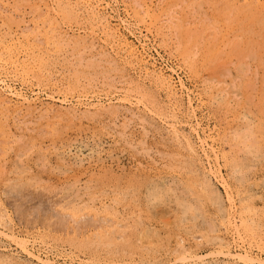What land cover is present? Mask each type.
Masks as SVG:
<instances>
[{
	"label": "rangeland",
	"instance_id": "obj_1",
	"mask_svg": "<svg viewBox=\"0 0 264 264\" xmlns=\"http://www.w3.org/2000/svg\"><path fill=\"white\" fill-rule=\"evenodd\" d=\"M88 1L90 3L89 6L83 2H77L76 0H0V56L2 55L0 59L6 60L9 53H16L20 61L23 60L29 64L27 74L21 75L17 71L14 72L11 68L2 67L1 63L4 60L0 61L1 76H3L12 87L15 86V89L25 93L31 98L30 103H23L21 100L18 101V99L12 97L8 92H1L2 99L8 100L9 105H4V103L0 105V114L3 112L0 115V214L2 213L1 215H3L2 218H0V230L27 240L34 254L40 255L43 258H49V260L53 258L51 261L56 262V264H168L169 262H171V264H181L178 260L179 257L182 256L180 254H185L188 257H198V254L199 256L204 255L202 256L205 259L203 262H200L199 259L193 262L194 258H189L185 264H213V262L214 264H243L236 261H228L224 256L216 255L218 250H222V248L218 246V244H220V238L224 245L223 250L230 249L234 252L247 248L253 256H257L261 259L264 258V228L262 227L264 226V183H261V180L264 182V29H262L264 27V14L262 17L260 16L261 18L258 15L264 12V0H253L255 1L253 2L254 9H250L247 5V2H252V0ZM244 1L247 4H245ZM92 7H94V11ZM255 7H258V9ZM228 8L230 12H226ZM5 9H7L6 11L8 12H6ZM237 9L239 11H237ZM37 10L39 12H37ZM249 11L253 15L254 13L257 14V16L254 15L257 18H250L252 15L250 16L251 13ZM242 12L246 13L243 14ZM248 12L250 17L248 16ZM95 13L99 14L98 16L100 18H103L102 22L94 15ZM212 14L215 16L214 18H217V16L218 18L220 17L223 23H219L220 18H217L218 20L215 21L216 19L213 18ZM233 15L234 17H232ZM149 17H152V19H149ZM248 18L249 20H247ZM1 20L3 21L2 23ZM229 20L231 21L230 23ZM121 21L126 23L122 24ZM47 25L49 27H47ZM26 26L29 28H26ZM107 30L115 36L112 34L107 35ZM239 32L241 35L243 34V37L240 36ZM32 34H34V36ZM208 35L211 36L209 37ZM220 35L223 37H220ZM225 35H227V37ZM237 35L239 37H236ZM79 37L82 38L81 43H83L75 45V43H73L74 39L81 40ZM94 37L96 39H94ZM12 38H14V41L12 40L14 44H11L12 41L10 40ZM224 38H228V40ZM118 39L121 40V42H119ZM90 41H92V44ZM93 43L96 46H93ZM208 45H210V49L207 48ZM129 46L134 49L132 56L128 54L131 52L125 51V49L128 50L127 47ZM110 47L113 48V51ZM206 48L209 50L208 54ZM213 49L215 51L217 50V52ZM112 52L116 53L114 54ZM202 52H204V56ZM41 54L44 57L41 56ZM100 57H102L103 61ZM64 59H66L67 62ZM201 60L203 63H201ZM127 63L129 66H127ZM37 64H39V66ZM71 66L76 67L74 69ZM216 66L218 67L216 68ZM219 66L223 68H221L222 72L219 70ZM213 71L215 72V76L213 75ZM216 73H219V75L216 76ZM221 73L222 75H220ZM157 74L167 79L170 88L167 87L168 84L161 83L157 79ZM76 76L79 77V79ZM82 77L83 79H81ZM179 83L184 84V87ZM93 93L94 95H92ZM187 94H189L190 98ZM50 95L52 97H50ZM90 96L92 99H90ZM64 98L68 100V103H65L66 105H64V103L62 104L60 100ZM98 100L106 102L103 106L100 105L97 108H93L94 106L89 105L91 104L90 102L94 103L98 102ZM135 100L141 102V104ZM107 101L111 103L106 104ZM79 102L80 104H78ZM32 104L33 107H31ZM48 108L50 109L49 111H47ZM105 108H108L110 111ZM8 111L11 112V114H9ZM149 111H151V114H149ZM99 112L101 113L99 114ZM114 113L115 115H113ZM182 113H184L183 117L180 115ZM171 114L175 117L171 116ZM185 114L186 116L188 115L187 118ZM244 114L247 117L246 120H248L249 116L248 123L247 121L245 122V120H243L244 123L241 121L242 116L243 118L245 117ZM172 117L175 119H172ZM194 120L197 121V123ZM237 123L239 124L237 125ZM242 123L247 124L243 126ZM249 123L254 125L252 126ZM248 124L250 127L252 126L251 128L253 130L248 128ZM239 125H242L241 128ZM10 126L11 129H9ZM194 127L195 129H193ZM245 127L248 129L246 128L247 130H243ZM233 129L237 131L239 136L243 135V140H241L242 137L239 139V136L233 135L234 133L236 134L234 131V133H232ZM241 129L243 132H247L243 134ZM249 130H251L252 133H250ZM180 134L184 138H182ZM248 134L250 135L249 137ZM198 135L200 136V140ZM216 137L217 139H215ZM237 137L238 140H236ZM177 138L180 139L177 141ZM203 138L205 144L201 141ZM251 138L254 140L252 139V141ZM187 139L194 148L195 153H193L195 155L191 154L192 152L190 150H186L189 149L188 147L184 148V146H188L186 145V143L188 144ZM248 140L251 141L248 142ZM240 141H242V143H240ZM199 142H201L202 145ZM246 143L249 145L250 149H248L249 151L247 150L248 152L245 151V146H247ZM209 144H211L210 147L207 146ZM243 144H245V146ZM250 146L251 148L254 146V149L252 148V151L254 150L253 153L251 152ZM29 147L31 148L29 149ZM201 147L202 149H200ZM203 147H206V150ZM210 148H212V150ZM61 150L63 153H60L62 152ZM65 150L67 152H65ZM255 152H257V154ZM198 155L200 156L199 158ZM60 158L64 161H60ZM15 159H17V161ZM79 159L82 161L79 162ZM89 160L91 162H87ZM75 161L78 162L76 163ZM237 161L238 163H236ZM256 162H258V164ZM202 163H204L205 167H203ZM248 164H250L251 167ZM236 166L239 169H237ZM209 168L217 170V173L219 172L224 177L228 187L226 186L225 188L223 185H220V180L218 178L214 179L215 177L208 171L210 170ZM230 168L234 169L230 170ZM63 169H66V171ZM187 172L188 174L190 172V175H188ZM227 173H229V175ZM237 177H239V179ZM257 177L259 180H257ZM261 177L262 179H260ZM204 179L205 182L203 181ZM10 180L12 181L11 183H9ZM147 180H149V182ZM105 181L107 182L106 184ZM127 181L128 184L126 183ZM243 181L245 182L243 183ZM177 182H179V185ZM200 182L204 184L201 183L200 185ZM206 182L209 183V187L211 185L214 189L211 187L205 188ZM67 183H69V185ZM131 183H133V186ZM142 183L144 184L142 185ZM193 184L199 189H195ZM138 186L144 189L141 190V187ZM71 187L73 188L71 189ZM156 187L159 189L156 190L158 198L153 199L151 198L152 196L150 197V193L152 189ZM125 190L127 192H125ZM181 190H183L185 195L183 192H180ZM93 191L96 192V194ZM173 192L176 195H174ZM210 193H212L213 196ZM167 195L170 199L167 198ZM229 195H232L231 199L232 201L235 200L234 202L238 209H241V207L247 209L244 210L245 216H247L249 220H253L256 224L252 225V232L254 235L248 232L249 235L245 236L242 241L232 233L233 231L227 227V223L223 220L224 216L227 214V210L228 212L232 210L230 209L231 200L228 199ZM145 196H148V201L152 203L148 202ZM176 196L178 201H172L176 199ZM203 196L206 199L203 198ZM210 196L212 197L210 198ZM244 199L247 201L244 202ZM188 200L189 203H187ZM191 201H193V203L190 204ZM174 203L177 205L175 206ZM153 204L155 206H153ZM193 204L199 205V208ZM74 205L75 207L83 209L80 211L81 213H87L88 211L92 216H85L83 219L81 217L79 218L80 220L77 219L79 223L74 218L72 220L69 215L75 211L73 209ZM94 206L96 209L93 208ZM170 206L171 209H169ZM191 207L192 209H190ZM251 207L254 209L256 208V212ZM1 208L4 209V213ZM111 208H113V210ZM185 208H189V212L186 214L181 213ZM200 208L203 211L199 210ZM107 209L109 212L106 211ZM56 210L59 214H57L58 212ZM174 211L175 213H173ZM80 212L77 214H81ZM117 216L119 217L117 218ZM195 216L196 218H194ZM60 219H63L64 224L60 225ZM88 219L90 220L88 221ZM120 219L122 221H120ZM102 220L103 222H101ZM187 220H189V222ZM211 221H213L212 224ZM177 222L178 224L181 223V225H178ZM144 223L146 224L145 226ZM98 225L101 227H97ZM140 226L144 227L141 228ZM168 227H170L171 230ZM147 231L150 235L147 234ZM66 232L68 234H66ZM128 232L130 237L127 236ZM99 233L100 235H98ZM134 233H136V235ZM232 234L234 235V239ZM120 235L123 237L121 238ZM100 236L103 238L100 239ZM108 236L113 237L111 240L112 242L108 240ZM214 236L215 238L217 236L219 238L215 241V239H212ZM142 238H144L146 242H144ZM0 239V264H41L34 258H29V256L23 253L9 237H5L4 240L2 239V235H0ZM140 239L144 243H142ZM213 240L217 243L214 244ZM230 244L232 245L230 246ZM3 246L6 249H4ZM157 248L159 249L158 251ZM188 251L191 252L188 253ZM195 252L196 255L194 254ZM210 253L212 254L210 255ZM8 256H11V258L9 257L8 259ZM206 256H208V262H205L207 261ZM2 260L6 261L3 262ZM173 260L174 263H172ZM197 260L199 261L197 262Z\"/></svg>",
	"mask_w": 264,
	"mask_h": 264
},
{
	"label": "bare ground",
	"instance_id": "obj_2",
	"mask_svg": "<svg viewBox=\"0 0 264 264\" xmlns=\"http://www.w3.org/2000/svg\"><path fill=\"white\" fill-rule=\"evenodd\" d=\"M60 1V0H59ZM68 1V0H67ZM77 2H83L84 4H88L87 6H89L90 5V3H89V1L88 0H76ZM99 1H101V0H99ZM98 1V2H99ZM204 1V0H203ZM230 1V0H229ZM231 1H233V0H231ZM241 1V0H240ZM248 1V0H247ZM262 1V0H261ZM9 2V1H8ZM91 2V1H90ZM105 2H106V0H105ZM109 2V1H108ZM112 2V1H111ZM253 2H255V1H253L252 0V2H247V3H245V1H244V3L245 4H247L248 5V7L250 8V9H254L253 7H254V3ZM3 3V2H2ZM102 3V2H101ZM229 3V2H228ZM233 3V2H232ZM35 4V3H34ZM33 4V5H34ZM49 4V3H48ZM51 4V3H50ZM74 4V3H73ZM93 4V3H92ZM98 4V3H97ZM106 4V3H105ZM145 4V3H144ZM231 4V3H230ZM240 4V3H239ZM2 5V4H1ZM39 5V4H38ZM46 5V4H45ZM99 5V4H98ZM103 5V4H102ZM140 5H141V3H140ZM193 5V4H192ZM220 5V4H219ZM75 6V5H74ZM73 6V7H74ZM95 6H96V4H95ZM142 6V5H141ZM261 6V5H260ZM13 7V6H12ZM45 7V6H44ZM47 7V6H46ZM45 7V8H46ZM53 7V6H52ZM78 7V6H77ZM240 7V6H239ZM48 8V7H47ZM72 8V7H71ZM79 8V7H78ZM227 8V7H226ZM256 9H258V7H255ZM259 8H262V7H259ZM1 9H2V7H1ZM15 9V8H14ZM33 9V8H32ZM38 9V8H37ZM139 9V8H138ZM239 9V8H238ZM237 9V11H239ZM256 9H255V11H256ZM263 9V8H262ZM7 9H5V11H6ZM9 10V9H8ZM41 10V9H40ZM45 10V9H44ZM68 10V9H67ZM92 10L94 11V7H92ZM96 10V9H95ZM145 10V9H144ZM216 10V9H215ZM232 10V9H231ZM244 10H245V8H244ZM261 10V9H260ZM2 11V10H1ZM12 11V10H11ZM36 11V10H35ZM42 11V10H41ZM40 11V12H41ZM46 11V10H45ZM54 11H55V9H54ZM108 11V10H107ZM134 11H136V10H134ZM248 11V10H247ZM263 11H264V9H263ZM6 12H8V11H6ZM37 12H39L38 10H37ZM117 12V11H116ZM226 12H230L229 11V8H228V11H226ZM225 12V13H226ZM250 12V11H249ZM249 12H248V16H249ZM258 12H260V11H258ZM262 12V11H261ZM16 13V12H15ZM45 13V12H44ZM47 13V12H46ZM48 13H49V11H48ZM56 13V12H55ZM136 13V12H135ZM149 13H151V12H149ZM240 13V12H239ZM238 13V14H239ZM243 13V12H242ZM244 13H246V12H244ZM243 13V14H244ZM251 13V12H250ZM21 14V13H20ZM71 14V13H70ZM109 14V13H108ZM152 14V13H151ZM214 14V13H213ZM213 14H212V16H213ZM222 14V13H221ZM227 14V13H226ZM264 14V12L263 13H261V15L260 14H258L259 15V17L261 16L262 17V15ZM4 15V14H3ZM39 15V14H38ZM57 15V14H56ZM93 15V14H92ZM96 17H98V19L102 22L103 20V18H100L98 15L99 14H97V13H95L94 14ZM120 15V14H119ZM138 15H139V12H138ZM189 15H191V14H189ZM232 15V14H231ZM242 15V14H241ZM252 15V16H251ZM254 15H256L257 16V14H255L254 13ZM252 13L250 14V18H257L256 16H254ZM71 16V15H70ZM150 16V15H149ZM157 16V15H156ZM217 16V15H216ZM220 16V15H219ZM229 16V15H228ZM245 16H247V15H245ZM254 16V17H253ZM147 17H148V14H147ZM215 16H213V18H214ZM223 17V16H222ZM231 17V16H230ZM232 17H234V15L232 16ZM238 17V16H237ZM258 17V18H259ZM260 17V18H261ZM37 18V17H36ZM40 18V17H39ZM41 18H42V16H41ZM47 18V17H46ZM72 18V17H71ZM94 18V17H93ZM112 18V17H111ZM152 19V17H149V19ZM212 18V19H213ZM217 18H218V16H217ZM217 18H214V19H216L215 21H217L218 19ZM235 18H236V16H235ZM96 19V18H95ZM107 19V18H106ZM122 19V18H121ZM155 19V18H154ZM239 19V18H238ZM254 19V20H255ZM35 20V19H34ZM92 20V19H91ZM224 20V19H223ZM226 20H227V18H226ZM247 20H249V18L247 19ZM43 21V20H42ZM74 21V20H73ZM138 21V20H137ZM151 21V20H150ZM214 21V20H213ZM3 21L1 20V23H2ZM38 22V21H37ZM37 22H36V24H37ZM50 22H52V21H50ZM161 22V21H160ZM181 22V21H180ZM194 22V21H193ZM208 22V21H207ZM231 21L229 20V23H230ZM249 22V21H248ZM247 22V23H248ZM250 22H252V21H250ZM46 23V22H45ZM121 23L123 24V23H126V22H122L121 21ZM174 23V22H173ZM186 23V22H185ZM188 23V22H187ZM219 23H223L222 22V20H221V18H220V22ZM254 23H255V21H254ZM260 23V22H259ZM30 24V23H29ZM39 24V23H38ZM150 24V23H149ZM175 24V23H174ZM192 24V23H191ZM215 24L217 25V23L215 22ZM251 24V23H250ZM249 24V25H250ZM49 25V24H48ZM47 25V27H49ZM51 25V24H50ZM111 25V24H110ZM151 25V24H150ZM171 25V24H170ZM245 25V24H244ZM261 25H262V21H261ZM42 26H44V25H42ZM70 26V25H69ZM210 26V25H209ZM240 26H242V25H240ZM245 26H247V25H245ZM264 26V25H263ZM46 27V26H45ZM46 27V28H47ZM106 28H108L107 26H105ZM123 27H124V25H123ZM166 27V26H165ZM208 27V26H207ZM228 27V26H227ZM237 27V26H236ZM249 27V26H248ZM248 27H247V29H248ZM26 28H29V27H27L26 26ZM41 28V27H40ZM70 28V27H69ZM119 28V27H118ZM131 28V27H130ZM148 28V27H147ZM173 28V27H172ZM206 28V27H205ZM217 28V27H216ZM228 28H230V27H228ZM262 28V27H261ZM38 29V28H37ZM52 29V28H51ZM78 29V28H77ZM82 29V28H81ZM149 29V28H148ZM207 29V28H206ZM244 29H246V28H244ZM262 29H264V27L262 28ZM30 30V29H29ZM41 30V29H40ZM53 30V29H52ZM209 30H211V29H209ZM226 30V29H225ZM236 30V29H235ZM99 31V30H98ZM109 30H107L106 32V34L107 35H109V34H112V33H109L108 32ZM192 31V30H191ZM212 31V30H211ZM219 31V30H218ZM227 31V30H226ZM239 31V30H238ZM251 31V30H250ZM264 31V30H263ZM23 32H24V30H23ZM84 32H85V30H84ZM89 32V31H88ZM95 32V31H94ZM112 32V31H111ZM213 32V31H212ZM215 32V31H214ZM224 32V31H223ZM222 32V33H223ZM53 33V32H52ZM197 33V32H196ZM221 33V34H222ZM249 33V32H248ZM29 34V33H28ZM56 34V33H55ZM92 34V33H91ZM202 34V33H201ZM215 34V33H214ZM224 34H226V33H224ZM227 34H228V32H227ZM237 34V33H236ZM239 34H240V36H242L241 35V33L239 32ZM252 34L254 35V33L252 32ZM25 35V34H24ZM33 36H34V34H32ZM36 35V34H35ZM38 35V34H37ZM112 35H114V34H112ZM212 35V34H211ZM210 35V36H211ZM252 35V36H253ZM98 36V35H97ZM115 36V35H114ZM195 36V35H194ZM209 36V35H208ZM209 36V37H210ZM216 36H217V34H216ZM222 35H220V37H221ZM226 37H227V35H225ZM249 36V35H248ZM251 36V37H252ZM29 37V36H28ZM31 37V36H30ZM35 37H37V36H35ZM48 37V36H47ZM72 37V36H71ZM101 37V36H100ZM99 37V38H100ZM110 37V36H109ZM213 37V36H212ZM223 37V36H222ZM229 37V36H228ZM234 37H235V34H234ZM236 37H239L238 35L236 36ZM243 37V36H242ZM81 40H77V39H74V42L73 43H75V45L76 44H80L81 43V41H82V38L81 37H79ZM87 38V37H86ZM115 38V37H114ZM136 38V37H135ZM92 39H93V37H92ZM94 39H96L95 37H94ZM124 39V38H123ZM222 39V38H221ZM221 39H219L220 41H223V40H221ZM225 39V38H224ZM239 39V38H238ZM245 39H246V37H245ZM248 39V38H247ZM254 39V38H253ZM14 41V38H12L10 41ZM218 40V41H219ZM225 40H228V38L227 39H225ZM240 40H242V39H240ZM11 42V44H14V42ZM34 41V40H33ZM39 41V40H38ZM43 41V40H42ZM67 41V40H66ZM98 41V40H97ZM103 41V40H102ZM118 41L119 42H121V40H119L118 39ZM128 41V40H127ZM139 41V40H138ZM197 41V40H196ZM230 41V40H229ZM243 41V40H242ZM68 42H69V40H68ZM91 42V44H92V41H90ZM99 42V41H98ZM125 42V41H124ZM193 42V41H192ZM224 42V41H223ZM227 42V41H226ZM226 42H225V44H226ZM244 42V41H243ZM43 43V42H42ZM72 43V44H73ZM83 43V42H82ZM81 43V44H82ZM214 43V42H213ZM218 43V42H217ZM217 43H216V45H217ZM219 43H222V42H219ZM22 44V43H21ZM37 44V43H36ZM142 44H144V43H142ZM206 44V43H205ZM40 45V44H39ZM38 45V46H39ZM121 45V44H120ZM126 45H128V44H126ZM137 45V44H136ZM190 45V44H189ZM37 46V45H36ZM42 46V45H41ZM65 46V45H64ZM93 46H96V45H94V43H93ZM103 46V45H102ZM206 46V45H205ZM204 46V47H205ZM210 45H208L207 46V48H209L210 49V47H209ZM225 46V45H224ZM223 46V47H224ZM18 47V46H17ZM22 47V46H21ZM66 47V46H65ZM204 47H203V49H204ZM215 47V46H214ZM213 47V48H214ZM218 47V46H217ZM216 47V48H217ZM26 48V47H25ZM31 48V47H30ZM55 48V47H54ZM67 48V47H66ZM95 48V47H94ZM110 48H112V47H110ZM128 48V50L127 49H125V51L126 52H131V53H128V54H130L131 56L133 55V52H134V49H132V47H127ZM139 48V47H138ZM142 48V47H141ZM206 48V49H207ZM219 48V47H218ZM217 48V49H218ZM226 48V47H225ZM252 48V47H251ZM27 49H29V48H27ZM39 49V48H38ZM96 49V48H95ZM143 49V48H142ZM246 49V48H245ZM105 50V49H104ZM139 50H141V49H139ZM193 50V49H192ZM208 50V49H207ZM214 50V49H213ZM17 51V50H16ZM32 51V50H31ZM99 51H100V49H99ZM103 51V50H102ZM112 51H113V48H112ZM195 51V50H194ZM215 51V50H214ZM1 52H3V51H1ZM215 52H217V50L215 51ZM60 53V52H59ZM100 53V52H99ZM102 53V52H101ZM105 53V52H104ZM103 53V54H104ZM112 53H116V52H112ZM201 53V52H200ZM203 53V56H204V52H202ZM209 53V50H208V52H207V54ZM211 53H212V51H211ZM191 54H193V53H191ZM213 54V53H212ZM211 54V55H212ZM226 54V53H225ZM21 55V54H20ZM66 55V54H65ZM64 55V56H65ZM81 55V54H80ZM194 55V54H193ZM222 55H223V53H222ZM250 55V54H249ZM2 56V55H1ZM1 56H0V58H1ZM41 56H43L42 54H41ZM52 56V55H51ZM57 56V55H56ZM106 56V55H105ZM201 57H203L202 55H200ZM251 56V55H250ZM44 57V56H43ZM110 57V56H109ZM126 57V56H125ZM188 57V56H187ZM190 57V56H189ZM208 57V56H207ZM209 57H211V56H209ZM218 57H220V56H218ZM60 58V57H59ZM64 58V57H63ZM92 58V57H91ZM101 59H102V57H100ZM103 58H104V56H103ZM119 58V57H118ZM31 59V58H30ZM43 59V58H42ZM107 59H108V57H107ZM213 59V58H212ZM214 59H216V58H214ZM4 60V59H3ZM3 60H1L0 59V61H3ZM60 60V59H59ZM65 61H66V59H64ZM63 60V61H64ZM153 60H155V59H153ZM81 61V60H80ZM96 61V60H95ZM102 61H103V59H102ZM105 61V60H104ZM214 61V60H213ZM221 61V60H220ZM62 62V61H61ZM67 62V61H66ZM77 62V61H76ZM64 63V62H63ZM69 63V62H68ZM73 63V62H72ZM116 63V62H115ZM144 63V62H143ZM151 63V62H150ZM201 63H203L202 62V60H201ZM244 63V62H243ZM53 64V63H52ZM55 64V63H54ZM36 65V64H35ZM38 66H39V64H37ZM91 65V64H90ZM243 65V64H242ZM1 66L2 67H5V68H11V69H13L14 70V72L15 71H17L18 73H20L21 75H26L27 74V71H28V69H29V64L28 63H26V61H20V58H19V56L15 53V54H13V53H9V56H8V58L6 59V60H4L2 63H1ZM42 66V65H41ZM79 66H80V64H79ZM127 66H129L128 65V63H127ZM152 66V65H151ZM245 66V65H244ZM28 67V68H27ZM71 67H73V66H71ZM76 67V66H75ZM75 67H73L74 69H75ZM218 66H216V68H217ZM243 67V66H242ZM39 68V67H38ZM64 68V67H63ZM211 68V67H210ZM222 67H220L219 66V70L221 71L222 69H221ZM247 68V67H246ZM43 69V68H42ZM66 69V68H65ZM196 69H198V68H196ZM207 69V68H206ZM209 69V68H208ZM52 70V69H51ZM50 70V71H51ZM53 70H54V68H53ZM63 70V69H62ZM78 70V69H77ZM190 70V69H189ZM216 70V69H215ZM45 71V70H44ZM57 71V70H56ZM59 71V70H58ZM76 71V70H75ZM85 71V70H84ZM132 71V70H131ZM140 71V70H139ZM242 71V70H241ZM42 72V71H41ZM154 72V71H153ZM195 72L197 73V71L195 70ZM194 72V73H195ZM212 72V71H211ZM217 72V71H216ZM222 72V71H221ZM238 72V71H237ZM248 72V71H247ZM58 73V72H57ZM56 73V74H57ZM63 73V72H62ZM175 73V72H174ZM193 73V72H192ZM195 73V74H196ZM215 72L213 71V75L215 76V74H214ZM43 74V73H42ZM194 74V75H195ZM217 74V73H216ZM241 74V73H240ZM49 75V74H48ZM52 75V74H51ZM54 75H55V73H54ZM197 75V74H196ZM195 75V76H196ZM219 75V73L216 75V76H218ZM220 75H222V73L220 74ZM61 76V75H60ZM149 76V75H148ZM157 76V79L161 82V83H166V84H168V88H170L169 87V82L167 81V79L166 78H164L162 75H160V74H157L156 75ZM53 77V76H52ZM77 77V76H76ZM219 77H221V76H219ZM24 78H25V76H24ZM42 78V77H41ZM51 78V77H50ZM78 79H79V77H77ZM140 78V77H139ZM212 78V77H211ZM217 78V77H216ZM239 78V77H238ZM241 78V77H240ZM81 79H83V77L81 78ZM91 79H92V77H91ZM218 79V78H217ZM46 80V79H45ZM49 80V79H48ZM51 80V79H50ZM77 80V79H76ZM87 80V79H86ZM94 80V79H93ZM59 81V80H58ZM172 81V80H171ZM219 81H221V80H219ZM52 82V81H51ZM71 82V81H70ZM89 82H91V81H89ZM159 82V83H160ZM246 82V81H245ZM49 83V82H48ZM62 83V82H61ZM79 83V82H78ZM150 83V82H149ZM110 84V83H109ZM113 84V83H112ZM179 84H182V83H179ZM38 85V84H37ZM184 84H182V87H184L183 86ZM205 85V84H204ZM53 86H55V85H53ZM74 86V85H73ZM117 86V85H116ZM150 86V85H149ZM181 86V85H180ZM15 86H11L6 80H5V78L3 77V76H1V72H0V105H3V103H4V105H7L8 103H9V101L8 100H6V99H2V91L3 92H8L12 97H14V98H16V99H18V101L19 100H21V102H23V103H30V101H31V98H29L25 93H23V92H20L19 90H17V89H15L14 88ZM52 87V86H51ZM68 87V86H67ZM75 87H76V84H75ZM98 87V86H97ZM66 88V87H65ZM86 88V87H85ZM164 88V87H163ZM181 88V87H180ZM67 89V88H66ZM160 89V88H159ZM210 89V88H209ZM54 90V89H53ZM68 90V89H67ZM85 90H87V89H85ZM84 90V91H85ZM91 90V89H90ZM98 90V89H97ZM164 90V89H163ZM162 91V90H161ZM226 91V90H225ZM33 92H35V91H33ZM38 92V91H37ZM83 92V91H82ZM188 92V91H187ZM217 92H218V90H217ZM36 93V92H35ZM71 93H72V91H71ZM189 93V92H188ZM8 94V95H9ZM33 94V93H32ZM85 94V93H84ZM88 94V93H87ZM90 94V93H89ZM117 94V93H116ZM7 95V96H8ZM34 95V94H33ZM40 95V94H39ZM92 95H94V93L92 94ZM91 95V96H92ZM113 95V94H112ZM188 95V97H189V94H187ZM220 95V94H219ZM223 95V94H222ZM10 96V97H11ZM77 96V95H76ZM90 96V99H92V97ZM97 96V95H96ZM43 97V96H42ZM50 97H52L51 95H50ZM58 97V96H57ZM56 97V98H57ZM101 97V96H100ZM170 97V96H169ZM174 97V96H173ZM222 97V96H221ZM263 97H264V95H263ZM79 98V97H78ZM80 98H82V97H80ZM133 98V97H132ZM166 98V97H165ZM190 98V97H189ZM9 99V98H8ZM12 99V98H11ZM35 99V98H34ZM76 99V98H75ZM89 99V100H90ZM101 99V98H100ZM108 99H109V97H108ZM134 99V98H133ZM138 99V98H137ZM188 99V98H187ZM57 100V99H56ZM61 100V102H62V104L64 103V105H66L65 103H68V100L67 99H60ZM87 100V99H86ZM119 100V99H118ZM10 101H12V100H10ZM14 101H16V100H14ZM35 101V100H34ZM37 101V100H36ZM52 101V100H51ZM70 101H71V99H70ZM80 101V100H79ZM92 101V100H91ZM101 101H103V100H98V102H94V103H92V102H90L91 104H89L90 106H94L93 108H97V107H99L100 105H102L103 106V104H105V102H101ZM116 101H117V99H116ZM130 101V100H129ZM136 101V100H135ZM141 101V100H140ZM220 101H221V98H220ZM38 102V101H37ZM76 102V101H75ZM127 102V101H126ZM132 102V101H131ZM136 102H139V101H136ZM190 102V101H189ZM189 102H188V105H189ZM226 102V101H225ZM36 103V102H35ZM57 103V102H56ZM111 102L110 101H107V103L106 104H110ZM140 104H141V102H139ZM192 103V102H191ZM214 103V102H213ZM222 103V102H221ZM228 103V102H227ZM37 104V103H36ZM78 104H80V102L78 103ZM87 104H88V101H87ZM129 104V103H128ZM136 104V103H135ZM171 104V103H170ZM169 104V105H170ZM173 104V103H172ZM211 104H212V102H211ZM9 105V104H8ZM22 105V104H21ZM30 105V104H29ZM52 105V104H51ZM60 105V104H59ZM215 105V104H214ZM62 106V105H61ZM80 106V105H79ZM172 106V105H171ZM5 107H8V106H5ZM11 107V106H10ZM29 107V106H28ZM31 107H33V104L31 105ZM67 107V106H66ZM73 107H76V106H73ZM174 107V106H173ZM41 108V107H40ZM40 108H38V109H40ZM146 108V107H145ZM172 108V107H171ZM177 108V107H176ZM191 108H192V106H191ZM230 108V107H229ZM4 109V108H3ZM76 109H78V108H76ZM100 109V108H99ZM106 109V108H105ZM108 109V108H107ZM106 109V110H107ZM180 109V108H179ZM193 109V108H192ZM191 109V110H192ZM5 110V109H4ZM7 110V109H6ZM50 109L48 108L47 109V111H49ZM86 110V109H85ZM95 110V109H94ZM101 110V109H100ZM109 110V109H108ZM17 111H18V109H17ZM43 111V110H42ZM46 111V112H47ZM57 111V110H56ZM63 111V110H62ZM110 111V110H109ZM176 111H177V109H176ZM246 111V110H245ZM9 112V111H8ZM83 112V111H82ZM101 112H102V110H101ZM101 112H99V114L101 113ZM150 113L149 114H151V111H149ZM179 112V111H178ZM192 112H193V110H192ZM241 112V111H240ZM3 113V112H2ZM1 113V114H2ZM18 113V112H17ZM23 113V112H22ZM86 113V112H85ZM181 113V112H180ZM238 113V112H237ZM0 114V115H1ZM6 114V113H5ZM9 114H11V112H9ZM13 114V113H12ZM25 114H26V112H25ZM30 114V113H29ZM40 114V113H39ZM64 114H65V112H64ZM67 114V113H66ZM87 114V113H86ZM167 114H169V113H167ZM183 114L184 113H182V114H180V115H182V117H183ZM187 114V113H186ZM186 114H185V116H186ZM190 114H192V113H190ZM189 114V115H190ZM242 114H243V111H242ZM247 114V113H246ZM17 115V114H16ZM43 115H44V113H43ZM60 115V114H59ZM73 115V114H72ZM113 115H115V113L113 114ZM133 115V114H132ZM155 115V114H154ZM4 116V115H3ZM14 116V115H13ZM20 116V115H19ZM93 116H95V115H93ZM96 116L98 117V115L96 114ZM116 116H117V114H116ZM171 116H173L172 114H171ZM188 116V115H187ZM187 116H186V118H187ZM193 116V115H192ZM241 116V115H240ZM244 116H245V114H244ZM165 117V116H164ZM168 117H169V115H168ZM173 117H175V116H173ZM172 117V119H175V118H173ZM10 118V117H9ZM43 118V117H42ZM46 118V117H45ZM167 118V117H166ZM170 118V117H169ZM194 118H196V117H194ZM245 118V119H244ZM243 118V116H242V120L241 121H243V120H245V122L247 121V123H248V120H249V116H248V120H246V116ZM16 119V118H15ZM23 119V118H22ZM41 119V118H40ZM73 119V118H72ZM168 119V118H167ZM171 119V120H172ZM179 119V118H178ZM252 119V118H251ZM1 120H2V118H1ZM166 120V119H165ZM234 120V119H233ZM238 120V119H237ZM5 121V120H4ZM21 121V120H20ZM95 121V120H94ZM168 121V120H167ZM187 121V120H186ZM195 121V120H194ZM26 122H28V121H26ZM191 122V121H190ZM196 123H197V121H195ZM249 122H251V121H249ZM261 122V121H260ZM69 123V122H68ZM99 123V122H98ZM178 123V122H177ZM176 123V124H177ZM187 123V122H186ZM185 123V124H186ZM189 123V122H188ZM243 123H244V121H243ZM242 123V124H243ZM247 123H245V124H247ZM100 124V123H99ZM179 124V123H178ZM181 124H184V123H181ZM192 124V123H191ZM239 123H237V125H238ZM245 124H243V126L245 125ZM250 124V123H249ZM248 124V125H249ZM254 124H255V122H254ZM253 124V125H254ZM79 125H81V124H79ZM173 125H174V123H173ZM198 125V124H197ZM215 125V124H214ZM247 125V126H248ZM250 125H252V123L250 124ZM250 125H249V129L253 126H251L250 127ZM262 125V124H261ZM9 126V125H8ZM47 126V125H46ZM176 126V125H175ZM189 126V125H188ZM193 126V125H192ZM240 126V128H241V126L242 125H239ZM255 126H256V124H255ZM263 126V125H262ZM66 127H68V126H66ZM190 127V126H189ZM234 127H237V126H234ZM257 127V126H256ZM264 127V126H263ZM172 128H173V126H172ZM175 128V127H174ZM192 128V127H191ZM199 128V127H198ZM240 128H239V130H240ZM247 127H245V128H243V130H247L246 129ZM259 128V127H258ZM9 129H11V126H10V128ZM193 129H195V127L193 128ZM235 129V128H234ZM232 130V133H234V132H236V134L234 133L233 135L234 136H239L238 135V133H237V131L236 130ZM238 129V128H237ZM252 129V128H251ZM64 130V129H63ZM219 130V129H218ZM253 130V129H252ZM257 130V129H256ZM9 131V130H8ZM192 131V130H191ZM195 131V130H194ZM234 131V132H233ZM241 131H242V129H241ZM250 131V133H252L251 132V130H249ZM255 131V130H254ZM258 131V130H257ZM175 132H177V131H175ZM227 132V131H226ZM230 132V131H229ZM243 132V131H242ZM244 132H247V131H244ZM244 132H243V134H244ZM260 132V131H259ZM258 132V133H259ZM0 133H1V131H0ZM193 133V132H192ZM219 133V132H218ZM231 133V134H232ZM12 134H13V131H12ZM43 134V133H42ZM175 134V133H174ZM202 134V133H201ZM217 134V133H216ZM246 134V133H245ZM52 135V134H51ZM190 135V134H189ZM213 135V134H212ZM241 135V134H240ZM257 135H259V134H257ZM256 135V136H257ZM22 136V135H21ZM178 136V135H177ZM180 136H181V134H180ZM197 136V135H196ZM199 136V135H198ZM228 136V135H227ZM243 135H241V136H239V139L242 137ZM250 135L248 134V137H249ZM252 136V135H251ZM260 136V135H259ZM23 137H24V135H23ZM182 137V136H181ZM213 137V136H212ZM222 137V136H221ZM231 137V136H230ZM245 137V136H244ZM174 138V137H173ZM182 138H184V137H182ZM198 138V137H197ZM246 138V137H245ZM20 139V138H19ZM178 139H180V138H177V141H178ZM186 139V138H185ZM215 139H217V137L215 138ZM232 139H233V137H232ZM249 139V138H248ZM253 138H251V140H252ZM18 140V139H17ZM199 140H200V136H199ZM223 140V139H222ZM236 140H238V137H237V139ZM235 140V141H236ZM241 140H243V137H242V139ZM245 140V139H244ZM247 140V139H246ZM251 140H248V142L249 141H251ZM254 140V139H253ZM252 140V141H253ZM34 141V140H33ZM187 141H188V144L186 143V145H188V146H184V148L185 147H188L189 149H186V150H190L192 153L191 154H194L195 152H194V148L192 147V145H191V143H190V141L187 139ZM202 141V143L203 144H205L204 143V138L201 140ZM5 142V141H4ZM140 142V141H139ZM213 142V141H212ZM247 142V143H248ZM255 142V141H254ZM5 143H7V142H5ZM83 143V142H82ZM176 143V142H175ZM181 143V142H180ZM179 143V144H180ZM200 144H201V142H199ZM237 143V142H236ZM240 143H242V141H240ZM239 143V144H240ZM247 143H246V145H247ZM13 144V143H12ZM28 144V143H27ZM32 144V143H31ZM72 144V143H71ZM80 144V143H79ZM131 144V143H130ZM141 144V143H140ZM208 144V143H207ZM213 144V143H212ZM232 144V143H231ZM250 144H252V143H250ZM1 145V144H0ZM33 145V144H32ZM69 145V144H68ZM82 145V144H81ZM89 145V144H88ZM132 145V144H131ZM202 145V144H201ZM210 145L211 144H209V145H207V146H209L210 147ZM244 146H245V144H243ZM242 145V146H243ZM253 145H254V143H253ZM255 145H257V144H255ZM9 146L11 147V145L9 144ZM67 146V145H66ZM85 146V145H84ZM99 146V145H98ZM198 146H199V144H198ZM7 147V146H6ZM86 147V146H85ZM132 147V146H131ZM254 147V146H253ZM252 147V148H253ZM7 148H9V147H7ZM12 148V147H11ZM10 148V149H11ZM31 147H29V149H30ZM60 148H62V147H60ZM64 148V147H63ZM72 148V147H71ZM70 148V149H71ZM104 148V147H103ZM204 148V147H203ZM206 148V147H205ZM204 148V149H205ZM240 148V147H239ZM242 148V147H241ZM250 148H251V146H250ZM252 148H251V152L253 153V151H252ZM33 149V148H32ZM99 149V148H98ZM200 149H202V147L200 148ZM199 149V150H200ZM211 150H212V148H210ZM244 149V148H243ZM245 151H247L248 149H249V145H247V146H245ZM254 149V148H253ZM9 150V149H8ZM7 150V151H8ZM27 150H28V148H27ZM56 150H57V148H56ZM149 150V149H148ZM206 150V149H205ZM250 150V149H249ZM248 150V151H249ZM62 151V150H61ZM210 151V150H209ZM234 151V150H233ZM241 151V150H240ZM247 151V152H248ZM262 151V150H261ZM21 152V151H20ZM29 152V151H28ZM27 152V153H28ZM65 152H67L66 150H65ZM69 152V151H68ZM72 152V151H71ZM95 152V151H94ZM109 152V151H108ZM111 152V151H110ZM194 152V153H193ZM214 152H215V150H214ZM218 152V151H217ZM242 152V151H241ZM60 153H63V151L62 152H60ZM73 153V152H72ZM76 153V152H75ZM84 153V152H83ZM100 153V152H99ZM256 154H257V152H255ZM254 153V154H255ZM9 154V153H8ZM8 154H5V155H8ZM18 154H19V152H18ZM23 154V153H22ZM25 154V153H24ZM59 154V153H58ZM69 154V153H68ZM161 154V153H160ZM163 154V153H162ZM223 154V153H222ZM20 155V154H19ZM83 155V154H82ZM116 155V154H115ZM195 155V154H194ZM197 155V154H196ZM205 155V154H204ZM203 155V156H204ZM217 155V154H216ZM224 155V154H223ZM21 156V155H20ZM64 156V155H63ZM85 156V155H84ZM92 156V155H91ZM192 156V155H191ZM190 156V157H191ZM213 156H214V154H213ZM255 156V155H254ZM257 156V155H256ZM18 157V156H17ZM23 157V156H22ZM73 157H74V155H73ZM103 157V156H102ZM200 156L198 155V158H199ZM226 157H227V155H226ZM257 157H259V156H257ZM263 157V156H262ZM20 158V157H19ZM68 158V157H67ZM86 158V157H85ZM93 158V157H92ZM105 158V157H104ZM112 158H113V156H112ZM192 158V157H191ZM206 158H209V157H206ZM217 158V157H216ZM74 159V158H73ZM100 159V158H99ZM108 159V158H107ZM188 159H189V156H188ZM187 159V160H188ZM194 159H196V158H194ZM245 159V158H244ZM249 159V158H248ZM260 159V158H259ZM263 159H264V157H263ZM13 160V159H12ZM16 161H17V159H15ZM67 160H69V159H67ZM71 160V159H70ZM92 160V159H91ZM101 160V159H100ZM153 160V159H152ZM192 160V159H191ZM199 160V159H198ZM215 160V159H214ZM247 160V159H246ZM60 161H64V160H62V158H60ZM79 162L80 161H82V160H78ZM77 161V162H78ZM86 161V160H85ZM99 161V160H98ZM102 161V160H101ZM189 161V160H188ZM239 161H241V160H239ZM245 161V160H244ZM248 161V160H247ZM70 162V161H69ZM76 162V161H75ZM74 162V163H75ZM76 162V163H77ZM87 162H91L90 160L89 161H87ZM108 162V161H107ZM195 162V161H194ZM209 162V161H208ZM208 162H207V164H208ZM235 162V161H234ZM261 162V161H260ZM264 162V161H263ZM68 163V162H67ZM82 163V162H81ZM81 163H79V164H81ZM83 163H84V161H83ZM112 163V162H111ZM198 163V162H197ZM236 163H238V161L236 162ZM243 163V162H242ZM249 163V162H248ZM257 164H258V162H256ZM44 164V163H43ZM57 164H58V162H57ZM70 164V163H69ZM73 164V163H72ZM190 164V163H189ZM203 164V167H205V165H204V163H202ZM211 164V163H210ZM216 164H218V163H216ZM221 164V163H220ZM231 164V163H230ZM229 164V165H230ZM234 164V163H233ZM260 164V163H259ZM1 165V164H0ZM19 165V164H18ZM71 165V164H70ZM95 165H96V163H95ZM110 165V164H109ZM212 165V164H211ZM243 165L245 166V164L243 163ZM250 167H251V165L250 164H248ZM253 165V164H252ZM60 166V165H59ZM79 166V165H78ZM103 166V165H102ZM201 166V165H200ZM210 166V165H209ZM219 166V165H218ZM231 166V165H230ZM233 166V165H232ZM240 166H241V164H240ZM61 167V166H60ZM94 167V166H93ZM98 167V166H97ZM104 167V166H103ZM171 167V166H170ZM207 167V166H206ZM212 167V166H211ZM234 167V166H233ZM237 167V166H236ZM236 167H235V169H236ZM246 167V166H245ZM198 168V167H197ZM201 168V167H200ZM220 168V167H219ZM244 168V167H243ZM248 168V167H247ZM264 168V167H263ZM262 168V169H263ZM23 169V168H22ZM114 169H116V168H114ZM184 169V168H183ZM189 169V168H188ZM210 169V168H209ZM231 169H234V168H230V170ZM237 169H239L238 167H237ZM259 169H261V168H259ZM5 170V169H4ZM27 170V169H26ZM25 170V171H26ZM61 170V169H60ZM63 170H65L66 171V169H63ZM86 170V169H85ZM170 170V169H169ZM198 170V169H197ZM221 170V169H220ZM229 170V171H230ZM250 170V169H249ZM113 171V170H112ZM135 171V170H134ZM166 171V170H165ZM185 171V170H184ZM190 171V170H189ZM196 171V170H195ZM204 171H205V169H204ZM209 172H211L210 174L212 175V176H214L215 178L214 179H216V178H218L219 180H220V185H223L225 188H226V186L228 185L227 183H225L226 181H225V179H224V177L219 173H217V170H214L213 168H211L210 170H208ZM234 171V170H233ZM242 171V170H241ZM244 171V170H243ZM64 172V171H63ZM76 172V171H75ZM78 172V171H77ZM87 172V171H86ZM109 172V171H108ZM118 172V171H117ZM123 172H124V170H123ZM191 172V171H190ZM190 172H189V174H188V172H187V174L188 175H190ZM192 172H193V170H192ZM222 172V171H221ZM228 172V171H227ZM235 172V171H234ZM15 173H17V172H15ZM81 173V172H80ZM195 173V172H194ZM237 173H238V171H237ZM237 173H235V174H237ZM239 173H241V172H239ZM246 173V172H245ZM9 174V173H8ZM104 174V173H103ZM120 174V173H119ZM164 174V173H163ZM180 174H182V173H180ZM198 174V173H197ZM200 174V173H199ZM228 175H229V173H227ZM232 174V173H231ZM247 174V173H246ZM137 175V174H136ZM161 175V174H160ZM192 175V174H191ZM205 175V174H204ZM203 175V176H204ZM238 175H240V174H238ZM1 176H2V174H1ZM24 176V175H23ZM72 176V175H71ZM83 176V175H82ZM127 176V175H126ZM143 176V175H142ZM171 176V175H170ZM181 176V175H180ZM256 176V175H255ZM259 176V175H258ZM263 176V175H262ZM79 177V176H78ZM89 177V176H88ZM129 177V176H128ZM141 177V176H140ZM164 177V176H163ZM166 177V176H165ZM173 177V176H172ZM198 177V176H197ZM229 177V176H228ZM240 177V176H239ZM239 177H237L238 179H239ZM245 177V176H244ZM14 178V177H13ZM25 178V177H24ZM80 178V177H79ZM134 178V177H133ZM156 178V177H155ZM181 178V177H180ZM183 178V177H182ZM195 178V177H194ZM230 178V177H229ZM236 178V177H235ZM242 178H243V176H242ZM245 178H248V177H245ZM254 178V177H253ZM21 179V178H20ZM32 179V178H31ZM76 179V178H75ZM140 179V178H139ZM149 179V178H148ZM152 179V178H151ZM150 179V180H151ZM198 179V178H197ZM208 179V178H207ZM228 179V178H227ZM260 179H262V177L260 178ZM18 180H19V178H18ZM153 180V179H152ZM156 180V179H155ZM164 180V179H163ZM168 180V179H167ZM185 180V179H184ZM192 180V179H191ZM199 180H202V179H199ZM243 180V179H242ZM245 180V179H244ZM257 180H259L258 179V177H257ZM25 181V180H24ZM31 181V180H30ZM90 181V180H89ZM140 181V180H139ZM148 182H149V180H147ZM146 181V182H147ZM171 181V180H170ZM176 181V180H175ZM190 181V180H189ZM204 182H205V179L203 180ZM215 181V180H214ZM218 181V180H217ZM237 181V180H236ZM252 181V180H251ZM7 182H8V180H7ZM12 181L10 180V182L9 183H11ZM85 182V181H84ZM83 182V183H84ZM94 182V181H93ZM99 182V181H98ZM118 182V181H117ZM151 182V181H150ZM154 182V181H153ZM166 182V181H165ZM195 182V181H194ZM240 182V181H239ZM245 181H243V183H244ZM253 182H255V181H253ZM252 182V183H253ZM36 183V182H35ZM34 183V184H35ZM70 183H71V181H70ZM107 182L105 181V184H106ZM121 183V182H120ZM127 184H128V181L126 182ZM130 183V182H129ZM134 183V182H133ZM133 183H131L132 184V186H133ZM156 183H158V182H156ZM175 183V182H174ZM179 182H177V184H178ZM181 183V182H180ZM197 183V182H196ZM201 183L202 182H200V185H201ZM207 183V182H206ZM213 183V182H212ZM235 183V182H234ZM261 183H264V182H262V180H261ZM14 184V183H13ZM33 184V183H32ZM68 185H69V183H67ZM118 184H119V182H118ZM117 184V185H118ZM144 183H142V185H143ZM146 184V183H145ZM165 184H167V183H165ZM173 184V183H172ZM192 184V183H191ZM198 184V183H197ZM202 184H204V183H202ZM211 184V183H210ZM227 184V185H226ZM246 184V183H245ZM8 185H10V184H8ZM23 185V184H22ZM71 185V184H70ZM124 185V184H123ZM136 185V184H135ZM139 185H141V184H139ZM161 185V184H160ZM179 185V184H178ZM187 185L189 186V184L187 183ZM194 185V184H193ZM192 185V186H193ZM209 185V183H207L206 184V187L205 188H210L211 187V185H210V187L208 186ZM216 185V184H215ZM242 185V184H241ZM19 186V185H18ZM28 186V185H27ZM151 186H153V185H151ZM198 186V185H197ZM203 186V185H202ZM255 186V185H254ZM24 187V186H23ZM68 187V186H67ZM67 187H66V189H67ZM70 187V186H69ZM90 187V186H89ZM128 187V186H127ZM138 187H141V186H138ZM147 187H148V185H147ZM154 187V186H153ZM169 187V186H168ZM167 187V188H168ZM176 187H178V186H176ZM190 187V186H189ZM215 187V186H214ZM228 187V186H227ZM256 187V186H255ZM254 187V188H255ZM261 187V186H260ZM9 188H10V186H9ZM17 188V187H16ZM73 187H71V189H72ZM117 188V187H116ZM150 188V187H149ZM148 188V189H149ZM160 188V187H159ZM161 188H162V186H161ZM170 188V187H169ZM180 188V187H179ZM194 188L195 189H197V187H195V185H194ZM211 188H213V187H211ZM232 188V187H231ZM235 188H236V184H235ZM238 188V187H237ZM246 188V187H245ZM251 188V187H250ZM14 189V188H13ZM12 189V190H13ZM57 189V188H56ZM70 189V190H71ZM84 189H86V188H84ZM144 189V188H143ZM142 189V187H141V190H143ZM158 188L156 187V188H153L152 189V191H151V193H150V197L151 198H153V199H157L158 198V195H157V190ZM172 189V188H171ZM174 189V188H173ZM188 189H190V188H188ZM193 189V188H192ZM199 189V188H198ZM197 189V190H198ZM203 189V188H202ZM214 189V188H213ZM218 189V188H217ZM249 189V188H248ZM7 190V189H6ZM16 190V189H15ZM19 190V189H18ZM62 190V189H61ZM88 190V189H87ZM95 190V189H94ZM141 190H139V191H141ZM147 190V189H146ZM145 190V191H146ZM159 190V189H158ZM162 190V189H161ZM175 190V189H174ZM226 190V189H225ZM240 190V189H239ZM238 190V191H239ZM254 190V189H253ZM8 191V190H7ZM60 191V190H59ZM58 191V192H59ZM64 191V190H63ZM62 191V192H63ZM76 191V190H75ZM89 191V190H88ZM95 191H98V190H95ZM169 191V190H168ZM176 191V190H175ZM178 191V190H177ZM200 191V190H199ZM221 191V190H220ZM250 191V190H249ZM260 191H262V190H260ZM10 192V191H9ZM94 192V191H93ZM107 192V191H106ZM125 192H127L126 190H125ZM170 192V191H169ZM180 192H183V190H181ZM180 192H177V193H180ZM206 192V191H205ZM215 192V191H214ZM251 192V191H250ZM8 193V192H7ZM71 193V192H70ZM89 193V192H88ZM87 193V194H88ZM95 194H96V192H94ZM115 193V192H114ZM116 193H118V192H116ZM138 193V192H137ZM147 193V192H146ZM145 193V194H146ZM160 193V192H159ZM163 193V192H162ZM164 193H165V190H164ZM171 193H172V191H171ZM184 193V192H183ZM182 193V194H183ZM186 193H187V190H186ZM221 193V192H220ZM219 193V194H220ZM239 193V192H238ZM237 193V194H238ZM244 193H246V192H244ZM253 193V192H252ZM68 194V193H67ZM76 194V193H75ZM127 194V193H126ZM173 194H174V192H173ZM189 194V193H188ZM207 194V193H206ZM210 194H212V193H210ZM218 194V195H219ZM225 194H227V193H225ZM242 194H243V192H242ZM249 194V193H248ZM69 195V194H68ZM174 195H176V194H174ZM180 195V194H179ZM184 195H185V193H184ZM201 195H202V193H201ZM235 195V194H234ZM255 195V194H254ZM257 195V194H256ZM64 196V195H63ZM73 196V195H72ZM139 196V195H138ZM149 196V195H148ZM148 196H145V197H147V201H148ZM161 196V195H160ZM173 196V195H172ZM195 196V195H194ZM204 196H205V194H204ZM203 196V198H205ZM212 196H213V194H212ZM212 196H210V198L212 197ZM232 196V195H231ZM231 196L229 195V200H231V203H230V209H232L231 211L229 210V212H228V210H227V214L224 216V222L225 223H227V227H229L232 231V233H234L237 237H238V239H241V241L242 240H244V238H245V236H247V235H249L248 234V232L250 233V234H252V235H254L253 234V224H255L254 223V221L253 220H249V218L247 217V216H245V214H244V210L246 209V208H244V207H241V209H238L237 207H236V204H235V200L234 201H232V199H231ZM237 196H239V195H237ZM90 197H92V196H90ZM144 197V196H143ZM178 197H180V196H178ZM189 197V196H188ZM202 197V196H201ZM221 197V196H220ZM224 197V196H223ZM227 197V196H226ZM66 198V197H65ZM70 198H72V197H70ZM75 198V197H74ZM94 198V197H93ZM113 198V197H112ZM162 198V197H161ZM167 198H169L170 199V197L167 195ZM185 198H187V197H185ZM203 198H201V199H203ZM243 198V197H242ZM96 199V198H95ZM119 199V198H118ZM146 199V198H145ZM144 199V200H145ZM188 199V198H187ZM190 199V198H189ZM206 199V198H205ZM216 200H218L217 198H215ZM239 199V198H238ZM64 200V199H63ZM72 200V199H71ZM74 200V199H73ZM80 200V199H79ZM111 200V199H110ZM167 200V199H166ZM171 200H172V198H171ZM174 200H176V201H178L177 200V196H176V199H173L172 201H174ZM182 200V199H181ZM194 200V199H193ZM209 200H211V199H209ZM215 200V201H216ZM240 200V199H239ZM261 200V199H260ZM259 200V201H260ZM68 201V200H67ZM89 201V200H88ZM114 201H116V200H114ZM154 201V200H153ZM158 201V200H157ZM162 201V200H161ZM168 201V200H167ZM175 201V202H176ZM183 201V200H182ZM186 201V200H185ZM205 201V200H204ZM213 201H214V198H213ZM224 201V200H223ZM228 201V200H227ZM244 202L245 201H247V200H243ZM242 201V202H243ZM77 202V201H76ZM105 202V201H104ZM104 202H102V203H104ZM119 202V201H118ZM148 202H151V201H148ZM147 202V203H148ZM164 202V201H163ZM180 202V201H179ZM241 202V203H242ZM243 202V203H244ZM255 202V201H254ZM42 203H44V202H42ZM83 203V202H82ZM89 203V202H88ZM110 203V202H109ZM108 203V204H109ZM117 203V202H116ZM146 203V202H145ZM152 203V202H151ZM165 203V202H164ZM168 203V202H167ZM177 203V202H176ZM176 203H174L175 204V206L178 204H176ZM182 203V202H181ZM187 203H189V200H188V202ZM191 203H193V201H191L190 202V204ZM200 203V202H199ZM198 203V204H199ZM84 204V203H83ZM95 204H96V202H95ZM150 204V203H149ZM196 204V203H195ZM195 204H193V205H195ZM201 204V203H200ZM213 204V203H212ZM256 204V203H255ZM67 205V204H66ZM80 205H82V204H80ZM97 205V204H96ZM165 205V204H164ZM185 205V204H184ZM187 205V204H186ZM193 205H191V206H193ZM216 205V204H215ZM262 205V204H261ZM19 206V205H18ZM18 206H16V207H18ZM65 206V205H64ZM153 206H155L154 204H153ZM166 206H167V204H166ZM165 206V207H166ZM195 206H199V205H195ZM201 206V205H200ZM218 206V205H217ZM69 207V206H68ZM90 207V206H89ZM92 207V206H91ZM108 207V206H107ZM110 207V206H109ZM139 207V206H138ZM147 207V206H146ZM157 207V206H156ZM155 207V208H156ZM202 207V206H201ZM248 207V206H247ZM20 208V207H19ZM93 208H95V206L93 207ZM101 208H102V206H101ZM143 208V207H142ZM151 208V207H150ZM155 208H153V209H155ZM160 208H162V207H160ZM175 208V207H174ZM179 208V207H178ZM196 208V207H195ZM199 208V207H198ZM198 208H196V209H198ZM222 208H224V207H222ZM250 208V207H249ZM252 208V207H251ZM1 209H3V208H1ZM73 209L76 211H74V212H72V213H70V217L72 218V220H73V218L75 219V220H80L79 218H81L82 217V219L83 218H85V216H92L90 213H88V211H87V213L86 212H83V213H81L80 211H82L83 209L82 208H78V207H75V205L73 206ZM96 209V208H95ZM110 209V208H109ZM112 210H113V208H111ZM146 209V208H145ZM152 209V210H153ZM169 209H171V206H170V208ZM168 209V210H169ZM190 209H192V207L190 208ZM252 209H254V208H252ZM256 209V208H255ZM255 209H254V211H255ZM40 210V209H39ZM54 210V209H53ZM52 210V211H53ZM70 210V209H69ZM149 210V209H148ZM174 210V209H173ZM189 210V208H185V210L183 211V212H181V213H184V214H186L187 212H189L188 211ZM199 210H201V211H203L201 208L199 209ZM219 210H221V209H219ZM243 210V211H242ZM247 210V209H246ZM248 210H251V209H248ZM34 211V210H33ZM57 211V210H56ZM55 211V212H56ZM80 212L81 214H77L78 212ZM98 211V210H97ZM106 211H108L109 212V210L107 209ZM140 211V210H139ZM146 211H147V209H146ZM159 211V210H158ZM198 211V210H197ZM224 211V210H223ZM0 212H1V210H0ZM5 211H4V209H3V213H4ZM35 212V211H34ZM46 212V211H45ZM54 212V211H53ZM58 212V211H57ZM63 212H64V210H63ZM111 212V211H110ZM114 212V211H113ZM199 212V211H198ZM256 212V211H255ZM148 213V212H147ZM165 213V212H164ZM173 213H175V211L173 212ZM224 213V212H223ZM250 213H251V211H250ZM252 213H254V212H252ZM2 214V213H1ZM0 214V218H2V216L3 215H1ZM25 214V213H24ZM57 214H59V212L57 213ZM69 214V213H68ZM68 214H67V216H68ZM99 214V213H98ZM97 214V215H98ZM101 214V213H100ZM156 214V213H155ZM154 214V215H155ZM160 214V213H159ZM158 214V215H159ZM180 214V213H179ZM200 214V213H199ZM201 214H202V212H201ZM255 214V213H254ZM259 214V213H258ZM56 215V214H55ZM95 215H96V213H95ZM103 215H104V213H103ZM118 215V214H117ZM123 215V214H122ZM167 215V214H166ZM216 215V214H215ZM25 216V215H24ZM35 216V215H34ZM52 216V215H51ZM50 216V217H51ZM66 216V215H65ZM66 216V217H67ZM108 216H109V214H108ZM144 216V215H143ZM186 216V215H185ZM217 216V215H216ZM95 217V216H94ZM119 216H117V218H118ZM137 217V216H136ZM148 217V216H147ZM158 217V216H157ZM164 217V216H163ZM169 217V216H168ZM193 217V216H192ZM221 217V216H220ZM219 217V218H220ZM6 218V217H5ZM8 218V217H7ZM9 218H10V216H9ZM58 218V217H57ZM65 218V217H64ZM104 218H105V216H104ZM151 218H153V217H151ZM155 218V217H154ZM166 218V217H165ZM164 218V219H165ZM194 218H196V216L194 217ZM204 218V217H203ZM222 218V217H221ZM48 219V218H47ZM55 219V218H54ZM69 219V218H68ZM127 219H128V216H127ZM129 219H131V218H129ZM140 219H142V218H140ZM158 219V218H157ZM168 219V218H167ZM191 219V218H190ZM197 219H198V217H197ZM211 219V218H210ZM214 219V218H213ZM46 220V219H45ZM70 220V219H69ZM77 220V221H78ZM90 219H88V221H89ZM99 220H101V219H99ZM99 220H97V221H99ZM114 220V219H113ZM115 220H116V218H115ZM159 220V219H158ZM172 220H173V218H172ZM175 220V219H174ZM180 220V219H179ZM178 220V221H179ZM217 220V219H216ZM44 221V220H43ZM56 221V220H55ZM86 221V220H85ZM120 221H122L121 219H120ZM120 221H118V222H120ZM128 221V220H127ZM134 221V220H133ZM137 221H138V219H137ZM152 221H153V219H152ZM151 221V222H152ZM177 221V220H176ZM188 222H189V220H187ZM220 221H222V220H220ZM2 222V221H1ZM67 222V221H66ZM69 222V221H68ZM74 222V221H73ZM81 222V221H80ZM93 222H95V221H93ZM101 222H103V220L101 221ZM108 222V221H107ZM116 222V221H115ZM139 222H140V220H139ZM138 222V223H139ZM142 222V221H141ZM167 222V221H166ZM212 222L213 221H211V224H212ZM214 222H215V220H214ZM253 222V223H252ZM9 223V222H8ZM7 223V224H8ZM59 223H60V225H62V224H64V221H63V219H60L59 220ZM72 223V222H71ZM76 223V222H75ZM78 223H79V221H78ZM96 223V222H95ZM98 223V222H97ZM134 223H136V222H134ZM133 223V224H134ZM137 223V224H138ZM146 223H148V222H146ZM155 223V222H154ZM162 223V222H161ZM161 223H159V224H161ZM180 223V222H179ZM186 223V222H185ZM219 223V222H218ZM221 223V222H220ZM223 223V222H222ZM260 223V222H259ZM69 224V223H68ZM86 224V223H85ZM106 224V223H105ZM124 224V223H123ZM148 224H151V223H148ZM163 224V223H162ZM168 224V223H167ZM177 224H178V222H177ZM210 224V225H211ZM3 225V224H2ZM53 225V224H52ZM77 225V224H76ZM109 225V224H108ZM115 225V224H114ZM119 225H120V223H119ZM146 224L144 223V226H145ZM171 225V224H170ZM178 225H181V223L180 224H178ZM218 225V224H217ZM256 225V224H255ZM5 226V225H4ZM65 226V225H64ZM84 226V225H83ZM89 226V225H88ZM87 226V227H88ZM104 226V225H103ZM124 226H125V224H124ZM130 226H131V224H130ZM133 226V225H132ZM144 226H142V227H144ZM158 226V225H157ZM168 226V225H167ZM172 226V225H171ZM222 226H223V224H222ZM7 227V226H6ZM58 227V226H57ZM81 227V226H80ZM97 227H101V226H97ZM134 227V226H133ZM135 227H136V225H135ZM141 227V226H140ZM141 227V228H142ZM258 227V226H257ZM256 227V228H257ZM263 228H264V226H262ZM9 228H10V226H9ZM55 228V227H54ZM92 228V227H91ZM114 228V227H113ZM124 228V227H123ZM138 228V227H137ZM157 228V227H156ZM167 228V227H166ZM165 228V229H166ZM169 229H170V227H168ZM213 228V227H212ZM228 228V229H229ZM8 229V228H7ZM72 229V228H71ZM94 229V228H93ZM104 229V228H103ZM133 229V228H132ZM151 229V228H150ZM214 229V228H213ZM229 229V230H230ZM260 229H261V227H260ZM62 230V229H61ZM105 230V229H104ZM107 230V229H106ZM109 230V229H108ZM110 230H111V227H110ZM128 230H130V229H128ZM135 230V229H134ZM140 230V229H139ZM147 230V229H146ZM145 230V231H146ZM149 230V229H148ZM159 230H160V227H159ZM171 230V229H170ZM174 230V229H173ZM227 230V229H226ZM13 231V230H12ZM82 231V230H81ZM115 231H117V230H115ZM163 231V230H162ZM167 231H168V229H167ZM188 231V230H187ZM218 231V230H217ZM126 232V231H125ZM140 232H141V230H140ZM152 232H154V231H152ZM157 232V231H156ZM169 232V231H168ZM256 232V231H255ZM110 233V232H109ZM164 233V232H163ZM166 233V232H165ZM260 233V232H259ZM66 234H68L67 232H66ZM117 234V233H116ZM124 234H127V233H124ZM135 235H136V233H134ZM147 234H148V231H147ZM169 234V233H168ZM217 234V233H216ZM264 234V233H263ZM0 235H2V239H4L5 237H9V239H12V241L13 242H15V244L18 246V248H20V250L23 252V253H25L27 256H29V258L30 257H32V258H34L35 260H37L38 262H40L41 264H56V262H54V261H51V260H53V258L51 259V260H49V258H43V257H41L40 255H37V254H34L33 252H32V250L30 249V247H29V244H28V241L27 240H25V239H23V238H20V236L19 237H17V236H14V234L13 235H11V234H8V233H6V231L4 232V231H1L0 230ZM97 235V234H96ZM98 235H100V233L98 234ZM103 235V234H102ZM110 235V234H109ZM112 235H113V233H112ZM133 235V234H132ZM139 235V234H138ZM144 235V234H143ZM143 235H141V236H143ZM148 235H150V234H148ZM147 235V236H148ZM231 235V234H230ZM233 235V234H232ZM5 236V237H4ZM22 236V235H21ZM86 236H87V234H86ZM114 236V235H113ZM121 236V235H120ZM127 236L128 237H130L129 236V232H128V234H127ZM141 236H140V238H141ZM145 236V235H144ZM194 236V235H193ZM203 236V235H202ZM259 236V235H258ZM11 237V238H10ZM123 236H121V238H122ZM138 237V236H137ZM157 237V236H156ZM156 237H155V239H156ZM163 237V236H162ZM176 237V236H175ZM179 237V236H178ZM206 237V236H205ZM80 238V237H79ZM103 237L102 236H100V239H102ZM112 238L113 237H111V236H108V240H112ZM145 238V237H144ZM144 238H142L143 239V241H144ZM147 238V237H146ZM153 238V237H152ZM217 238H219L218 236L215 238V236H214V238H212V239H215V241L217 240ZM8 239V240H9ZM76 239H78V238H76ZM133 239H135V238H133ZM154 239V238H153ZM158 239V238H157ZM160 239V238H159ZM193 239V238H192ZM201 239V238H200ZM206 239V238H205ZM223 239H224V237H223ZM233 239H234V235H233ZM1 240V239H0ZM5 240V239H4ZM72 240V239H71ZM96 240V239H95ZM149 240V239H148ZM161 240V239H160ZM177 240H178V238H177ZM176 240V241H177ZM221 238H220V244H218V246H220V248H222V250H218L217 251V254L216 255H222V256H224V258L225 259H227L228 261H233V262H240V263H243V264H264V258H259V257H257V256H253L251 253H250V251L247 249V248H244V249H241V250H239V251H234V252H232L230 249H225V250H223V247H224V245H223V243L221 242ZM253 240V239H252ZM11 241V240H10ZM9 241V242H10ZM75 241V240H74ZM136 241V240H135ZM140 241H141V239H140ZM159 241V240H158ZM224 241V240H223ZM231 241V240H230ZM259 241H261V240H259ZM3 242V241H2ZM8 242V243H9ZM108 242V241H107ZM112 242V241H111ZM116 242V241H115ZM142 242V241H141ZM144 242H146V241H144ZM144 242H142V243H144ZM178 242V241H177ZM182 242H183V240H182ZM181 242V243H182ZM206 242V241H205ZM210 242H212V241H210ZM262 242V241H261ZM260 242V243H261ZM4 243H5V241H4ZM8 243H7V245H8ZM12 243V242H11ZM110 243V242H109ZM114 243V242H113ZM128 243V242H127ZM141 243V244H142ZM149 243V242H148ZM147 243V244H148ZM161 243V242H160ZM188 243V242H187ZM213 243L215 244V243H217V242H214V240H213ZM212 243V244H213ZM111 244V243H110ZM159 244V243H158ZM4 245V244H3ZM89 245V244H88ZM113 245V244H112ZM197 245V244H196ZM232 244H230V246H231ZM239 245V244H238ZM10 246V245H9ZM83 246V245H82ZM87 246V245H86ZM111 246V245H110ZM130 246V245H129ZM141 246V245H140ZM181 246H183V245H181ZM257 246H259V245H257ZM4 247V246H3ZM7 247V246H6ZM115 247H117V246H115ZM152 247V246H151ZM229 247V246H228ZM250 247V246H249ZM1 248V247H0ZM8 248H10V247H8ZM12 248V247H11ZM130 248V247H129ZM143 248V247H142ZM178 248V247H177ZM180 248V247H179ZM193 248V247H192ZM232 248V247H231ZM259 248V247H258ZM4 249H6L5 247H4ZM118 249V248H117ZM121 249V248H120ZM126 249V248H125ZM151 249V248H150ZM156 249V248H155ZM195 249V248H194ZM236 249V248H235ZM17 250V249H16ZM159 249L157 248V251H158ZM182 250V249H181ZM188 250V249H187ZM114 251V250H113ZM148 251V250H147ZM155 251V250H154ZM175 251H176V249H175ZM184 251V250H183ZM5 252V251H4ZM8 252V251H7ZM16 252V251H15ZM112 252V251H111ZM191 251H188V253H190ZM2 253V252H1ZM37 253V252H36ZM117 253H118V251H117ZM149 253H150V251H149ZM158 253V252H157ZM176 253V252H175ZM201 253V252H200ZM208 253V252H207ZM213 253V252H212ZM212 253H210V255L212 254ZM96 254V253H95ZM153 254V253H152ZM195 255H196V252L194 253ZM1 255V254H0ZM12 255V254H11ZM14 255V254H13ZM43 255V254H42ZM180 255H182L181 257H179V261H180V263L181 264H185V262L189 259V258H191V259H193L194 258V261L193 262H195V260L196 259H199L200 260V262H203V260H205L204 259V257H202V256H204V255H201V256H199V254H198V257H196V256H190V257H188V256H186L185 254H180ZM4 256V255H3ZM5 257V256H4ZM9 257L11 258V256H8V259H9ZM166 257V256H165ZM171 257V256H170ZM207 257V261H205V262H208V256H206ZM7 258V257H6ZM17 258V257H16ZM1 259V258H0ZM22 259V258H21ZM223 259V258H222ZM17 260V259H16ZM31 260V259H30ZM56 260V259H55ZM171 260V259H170ZM199 260H197V262L199 261ZM213 260H214V258H213ZM3 262H5L6 260H2ZM13 261H14V259H13ZM12 261V262H13ZM23 261V260H22ZM176 261V260H175ZM191 261V260H190ZM189 261V262H190ZM212 261V260H211ZM210 261V262H211ZM216 261V260H215ZM217 261H219V260H217ZM2 262V263H3ZM7 262H8V260H7ZM34 262V261H33ZM221 262V261H220ZM25 263V262H24ZM64 263V262H63ZM170 264H171V262H169ZM168 263V264H169ZM172 263H174V260H173V262ZM224 263V262H223ZM225 263H227V262H225ZM11 264H13V263H11ZM27 264V263H26ZM205 264H208V263H205ZM212 264V263H211ZM213 264H214V262H213Z\"/></svg>",
	"mask_w": 264,
	"mask_h": 264
}]
</instances>
